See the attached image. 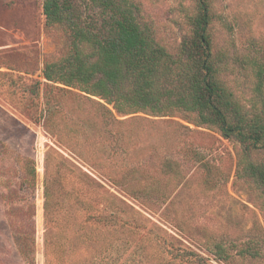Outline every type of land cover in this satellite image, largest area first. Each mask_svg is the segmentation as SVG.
Instances as JSON below:
<instances>
[{"label":"rangeland","instance_id":"rangeland-1","mask_svg":"<svg viewBox=\"0 0 264 264\" xmlns=\"http://www.w3.org/2000/svg\"><path fill=\"white\" fill-rule=\"evenodd\" d=\"M131 1L155 41L171 54L189 37L194 0ZM211 3V37L215 51L226 53L228 86L239 103L264 106V81L256 89L253 75L257 67L264 68V0ZM41 4L42 0H0V72L17 81L10 85L8 76L0 77V264H45V181L52 201L65 206L64 215L57 217L66 230L62 264H189L174 258L177 249L199 255L203 264H264V194L239 174L240 146L216 129L195 127L179 114L142 113L119 128H102L92 110L66 100L51 103L60 112L52 123L64 135L69 129L78 132L68 140L74 151L46 132L43 119L35 114L42 109V98L23 96L21 86L42 81L45 59L66 55L69 41L62 28H45ZM44 93L42 86L41 96ZM59 160L119 199L121 211L115 220H84L74 201L60 191L77 183L69 181L70 176L55 182L56 171H64ZM115 161L119 169L159 180L158 193L132 196L112 185L106 173ZM166 163H177L185 178L182 186L165 188ZM26 166L34 169L33 187L26 182ZM161 193H169L170 201L164 203ZM178 219L190 234L179 230ZM207 237L228 246L232 257L215 260L202 243ZM245 243H252L261 256L239 258L235 250Z\"/></svg>","mask_w":264,"mask_h":264},{"label":"trees","instance_id":"trees-1","mask_svg":"<svg viewBox=\"0 0 264 264\" xmlns=\"http://www.w3.org/2000/svg\"><path fill=\"white\" fill-rule=\"evenodd\" d=\"M194 2L196 10L189 18L190 35L171 54L155 41L152 30L141 20L138 5L131 0H42L45 28H62L69 48L61 58L45 59L42 81L22 85L23 96L42 98V109L35 112L37 118L43 119L47 133L69 147V138L73 140L78 132L69 129L64 135L56 131L52 122L60 112L51 105L53 101L73 100L78 106L89 108L102 128H119L137 119L134 115L138 113L153 117L179 114L195 127L214 128L222 138L234 140L240 146L239 174L264 194V106L243 105L236 100L227 84L231 69L227 67L226 53L215 51L213 45L210 31L215 16L211 0ZM253 72L256 89H260L264 68L257 67ZM9 74L0 72V77L9 79ZM14 82L17 81L9 79L10 85H15ZM115 115L130 117L120 120ZM57 164L64 171H56L55 182L61 183L70 176L69 181L77 183L69 190L60 187L61 195L74 201L86 222L116 219L121 211L117 197L87 174L64 167L60 160ZM112 167L106 173L108 180L128 195L158 193L159 180L135 170L119 169L116 161ZM26 170V182L33 187L34 169L26 166ZM162 179L170 190L182 186L185 180L177 163L164 165ZM53 196L45 181L44 261L62 264L66 244L62 238L65 239L66 230L58 225L57 217L64 215L65 206L52 201ZM161 196L164 203L170 201L169 193ZM176 223L181 232L190 234L189 227H182L179 219ZM202 243L215 260L232 257L231 249L222 242L208 238ZM30 246L33 248L31 238ZM258 250L252 243H245L235 252L239 258L248 260L260 257ZM177 257L189 264H203V258L191 251L177 249L174 258Z\"/></svg>","mask_w":264,"mask_h":264}]
</instances>
